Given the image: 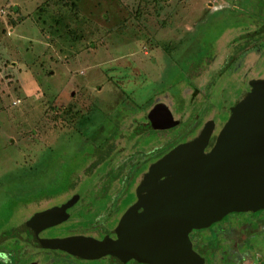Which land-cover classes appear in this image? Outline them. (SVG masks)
<instances>
[{"label":"rangeland","instance_id":"374dc122","mask_svg":"<svg viewBox=\"0 0 264 264\" xmlns=\"http://www.w3.org/2000/svg\"><path fill=\"white\" fill-rule=\"evenodd\" d=\"M247 6L256 15L264 0H81L76 16L60 0H0V235L32 204L71 188L89 193L61 232L88 228L107 201L115 204L120 192L86 208L105 172L92 173L94 150L122 141L125 130L111 113L122 116L128 98L129 110L145 111L171 96L188 121L170 136L184 138L196 107L179 100L180 86L191 90L225 38L251 22ZM231 104L225 100L226 110ZM156 137L138 139L135 159ZM119 187L117 180L108 184L109 192Z\"/></svg>","mask_w":264,"mask_h":264},{"label":"water","instance_id":"95a60500","mask_svg":"<svg viewBox=\"0 0 264 264\" xmlns=\"http://www.w3.org/2000/svg\"><path fill=\"white\" fill-rule=\"evenodd\" d=\"M263 30L260 29L259 33ZM226 92V89L223 91ZM222 92V94H223ZM213 149L206 144L216 131L209 123L201 133L151 164L133 184L136 202L120 218L117 236H68L41 239L47 228L77 213L83 193L29 211L27 221L0 235L40 249L63 251L77 259L110 264H205L190 234L208 229L232 213L264 210V76L253 81L246 97L227 111ZM74 210V211H73Z\"/></svg>","mask_w":264,"mask_h":264},{"label":"flooded vegetation","instance_id":"af4514ba","mask_svg":"<svg viewBox=\"0 0 264 264\" xmlns=\"http://www.w3.org/2000/svg\"><path fill=\"white\" fill-rule=\"evenodd\" d=\"M251 3L253 5L254 1ZM249 6L246 11L255 17L245 28L237 27L236 33L225 38V42L219 45L216 58L205 69L207 76H203L205 75L204 70L199 77L188 84L193 87L189 91L183 92L184 84L180 86L179 100L181 99L180 101L186 106H192V109L196 107L192 116L195 120L193 130L186 133L184 138L177 134H174V137L170 136L172 130L184 127L188 121L186 119L187 112L175 109L176 101L171 96L154 100L145 111L132 107L129 110V106L134 102L128 98L129 104H125L127 110L122 116L120 113H111L113 121L121 124V128L125 129L122 141H107L94 150L95 158L98 161L95 163V167L93 165L92 173L95 168L99 167L105 168V172L99 175L93 184L92 189L96 192L95 202L87 204L86 208L91 212L95 209V204L103 200L106 201L108 197L113 198L116 193L120 192L115 197V204L107 201L98 219L89 224L86 229L62 232L59 230L71 223L76 213L64 223L44 229L39 235L41 239L90 235L100 239L110 236L116 240L117 236L113 231L118 226L123 213L136 202L135 192L129 191L130 187L151 164L178 145L198 136L208 123L212 124L211 126L216 132L210 137L205 151L208 153L213 149L220 130L228 121V117L222 113L220 107L223 95L226 100L232 99L237 104L250 92L251 83L263 79L264 76V11L261 12L262 9L259 7L260 10L255 15L250 11ZM259 15L261 20L257 19ZM262 28V32L259 33ZM224 89H226L225 93ZM230 107L234 106L231 104ZM137 116H139L138 119ZM152 132H155L157 137L150 142V146L147 145L145 148L141 145V149L146 151L141 158L135 159L137 156L136 142ZM168 144L169 147L166 146ZM114 171L116 173H113ZM92 173H87V178ZM116 180L120 187L109 192L108 184ZM75 189L71 188L58 197H51L32 204L29 210L40 209L38 206L40 203L47 205L54 202L53 200L56 198L69 197ZM87 193L81 197L76 204L77 207L86 202ZM127 196H133L134 199L125 204ZM120 212H122L121 216L114 221V217ZM28 213L15 228L28 220ZM190 239L194 250L204 259L205 264H264V210L255 213L229 214L208 229L192 232ZM210 260L211 263H209ZM92 262L77 259L63 251L33 247L19 238H10L0 243V264H90ZM94 262L110 264L108 257ZM127 264L144 263L131 260Z\"/></svg>","mask_w":264,"mask_h":264},{"label":"trees","instance_id":"16d2710c","mask_svg":"<svg viewBox=\"0 0 264 264\" xmlns=\"http://www.w3.org/2000/svg\"><path fill=\"white\" fill-rule=\"evenodd\" d=\"M80 1L81 0H60L63 5L72 9V13L74 16L78 14Z\"/></svg>","mask_w":264,"mask_h":264}]
</instances>
